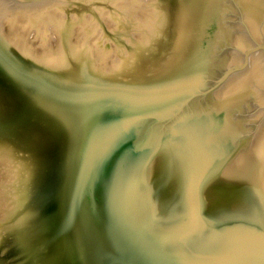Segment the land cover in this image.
<instances>
[{"label": "water", "instance_id": "water-1", "mask_svg": "<svg viewBox=\"0 0 264 264\" xmlns=\"http://www.w3.org/2000/svg\"><path fill=\"white\" fill-rule=\"evenodd\" d=\"M0 264H264V0H0Z\"/></svg>", "mask_w": 264, "mask_h": 264}]
</instances>
